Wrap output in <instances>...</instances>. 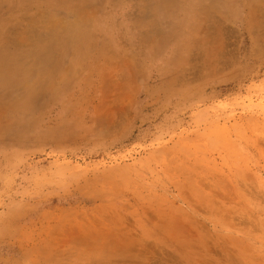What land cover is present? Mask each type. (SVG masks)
Wrapping results in <instances>:
<instances>
[{
    "label": "rangeland",
    "instance_id": "obj_1",
    "mask_svg": "<svg viewBox=\"0 0 264 264\" xmlns=\"http://www.w3.org/2000/svg\"><path fill=\"white\" fill-rule=\"evenodd\" d=\"M0 264H264V0H0Z\"/></svg>",
    "mask_w": 264,
    "mask_h": 264
}]
</instances>
